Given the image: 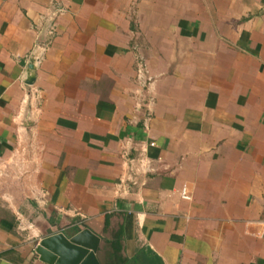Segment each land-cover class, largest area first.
I'll return each mask as SVG.
<instances>
[{
	"label": "crops",
	"instance_id": "crops-1",
	"mask_svg": "<svg viewBox=\"0 0 264 264\" xmlns=\"http://www.w3.org/2000/svg\"><path fill=\"white\" fill-rule=\"evenodd\" d=\"M83 230L264 264V0H0V264Z\"/></svg>",
	"mask_w": 264,
	"mask_h": 264
},
{
	"label": "water",
	"instance_id": "water-1",
	"mask_svg": "<svg viewBox=\"0 0 264 264\" xmlns=\"http://www.w3.org/2000/svg\"><path fill=\"white\" fill-rule=\"evenodd\" d=\"M29 68L34 69L33 61L30 62ZM84 234L90 235L92 246L83 248L81 255L73 250L76 240ZM98 242V237L88 230H83L71 238H67L63 234L53 235L41 241L40 246L52 254L53 264H61L62 261L66 264H99L96 258ZM126 264H162V261L150 248H146Z\"/></svg>",
	"mask_w": 264,
	"mask_h": 264
},
{
	"label": "built area",
	"instance_id": "built-area-1",
	"mask_svg": "<svg viewBox=\"0 0 264 264\" xmlns=\"http://www.w3.org/2000/svg\"><path fill=\"white\" fill-rule=\"evenodd\" d=\"M50 25L46 26L45 32L46 34L48 33V29H49ZM47 43V38L43 41H40L37 43V45L35 46V52L32 55V57L30 58V61H33L34 66H37L38 63L40 62V58L42 56L43 51H45V44ZM120 185V184H119ZM181 197L182 199H190L188 192L186 189H182L180 191Z\"/></svg>",
	"mask_w": 264,
	"mask_h": 264
},
{
	"label": "bare ground",
	"instance_id": "bare-ground-1",
	"mask_svg": "<svg viewBox=\"0 0 264 264\" xmlns=\"http://www.w3.org/2000/svg\"><path fill=\"white\" fill-rule=\"evenodd\" d=\"M91 243L92 242L90 235L84 234L76 240L73 251H77V253H80L82 255L83 253L82 249L86 247L89 248V246H92ZM61 264H66V263L62 261Z\"/></svg>",
	"mask_w": 264,
	"mask_h": 264
}]
</instances>
